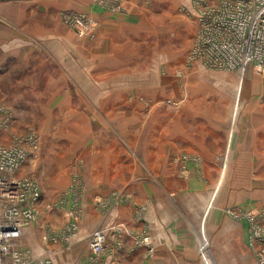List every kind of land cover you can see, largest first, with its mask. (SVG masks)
<instances>
[{"label":"rangeland","instance_id":"374dc122","mask_svg":"<svg viewBox=\"0 0 264 264\" xmlns=\"http://www.w3.org/2000/svg\"><path fill=\"white\" fill-rule=\"evenodd\" d=\"M4 1L8 0H0V10ZM9 1L12 6L20 2ZM88 2L113 18L133 15L137 33L124 40L121 48L111 34L97 39L99 20L93 11L62 8L60 22L78 37L90 39V45L75 42L72 55L43 57L33 55L34 41L28 38L25 63L12 58L3 66L0 60V69L4 68L0 73L8 71L12 85L19 65L25 68V104L15 108L12 103L0 104L5 108L0 109V145L21 148L24 159L15 176L31 179L41 191L32 226L41 232V226L50 223L47 218L54 217L51 223L56 226L73 224L72 230H78L88 188V159L98 152L90 150V145L104 146L109 153L120 144L123 151L135 154L128 140L135 128H171L188 134V124L193 128L187 121L190 117H213L220 123L226 120V132L220 133L218 142L211 134L203 140L219 150L199 153L184 147L172 155L176 171L184 177L191 173L203 179L227 177V186L218 187L234 188L239 201L225 209L251 210L253 219L264 227V71L250 63L242 80L239 68L218 67L192 56L200 33L192 0ZM11 14L9 10L6 15ZM24 15L28 16L24 27L34 31L37 16L29 11ZM90 20L95 27L80 34L77 28ZM8 90L0 89V99L11 102L4 96L12 92ZM93 201L96 208H101V201L109 208L115 201L134 206L136 200L122 185L95 194ZM137 211L133 207V214ZM235 217L245 220L249 230L251 215ZM22 245L35 256L32 242L24 240ZM10 264H40V260Z\"/></svg>","mask_w":264,"mask_h":264},{"label":"crops","instance_id":"0c3cea01","mask_svg":"<svg viewBox=\"0 0 264 264\" xmlns=\"http://www.w3.org/2000/svg\"><path fill=\"white\" fill-rule=\"evenodd\" d=\"M12 5L11 1H4L0 10L5 14L0 17V60L3 66L12 58H22L25 63L28 38L34 41L33 55L43 57L72 55L71 46L75 42L80 46L90 45V39L78 37L60 22L58 16L62 8L76 6V10L93 11L99 20L97 39L111 34L121 48L123 41L138 30L133 15L113 18L107 10L98 11L91 7L88 0H20ZM9 10L12 16L6 15ZM25 11L37 16L33 19L34 31L24 27L28 20ZM3 66L0 70L4 69ZM24 69L19 65L13 85L8 71L0 73V89H12L4 95L12 101L2 98L0 104L12 103L13 108L25 104L27 83ZM246 70L245 67L240 70L242 80ZM187 121L193 126L191 128L188 124V134L171 128H135L130 131L128 140L137 157L123 151L120 144L112 146L109 153L104 146L90 145V150L98 152L88 159V179L85 180L88 188L78 230H72L70 224L56 226L51 223L54 217H46L52 226L48 223L37 232L33 222L27 224L22 229L21 244L24 240L28 244L32 242L34 257L52 260L54 264H257L246 221L230 213L236 209H225L228 204L239 201L234 188L218 187L219 184L227 186L228 178L213 175L203 179L195 173L184 177L182 172L176 171L177 165L172 159V155L176 156V152L184 147L199 153L218 151L219 148L206 144L203 138L211 134L218 142L220 133L223 136L226 132V120L220 123L213 117H190ZM122 185L136 200L134 206L130 202L115 201L109 208L102 205L100 207L104 208H96L95 194L107 193ZM133 207L138 210L136 214H133ZM119 226H122L121 232L117 231ZM97 229L107 232L108 251L94 258L89 242L92 232ZM142 235L150 239L153 248L150 256L147 255V246L136 241Z\"/></svg>","mask_w":264,"mask_h":264},{"label":"built area","instance_id":"2783aa9c","mask_svg":"<svg viewBox=\"0 0 264 264\" xmlns=\"http://www.w3.org/2000/svg\"><path fill=\"white\" fill-rule=\"evenodd\" d=\"M192 6L200 30L191 50L192 56L202 57L218 67L242 69L243 64L253 63L255 68L264 71V0H192ZM66 20L75 22L71 17ZM94 23L90 20L89 25L77 30L80 34L85 30L88 32L95 27ZM23 159L21 148L0 145V264L21 259L25 262L37 259L40 264H51L47 259L32 257L20 244L23 227L36 218L35 205L41 196L39 187L31 179L15 176ZM100 203L105 206L103 201ZM252 212L238 209L230 213L252 217ZM117 231L121 232L122 226L117 227ZM248 238L255 249L257 264H264V227L253 217ZM107 239L104 230L92 232L89 246L94 258L108 251ZM136 241L145 244L147 255H152L153 248L147 235L136 238Z\"/></svg>","mask_w":264,"mask_h":264},{"label":"bare ground","instance_id":"6f19581e","mask_svg":"<svg viewBox=\"0 0 264 264\" xmlns=\"http://www.w3.org/2000/svg\"><path fill=\"white\" fill-rule=\"evenodd\" d=\"M246 65L245 64H243V67H245Z\"/></svg>","mask_w":264,"mask_h":264},{"label":"water","instance_id":"95a60500","mask_svg":"<svg viewBox=\"0 0 264 264\" xmlns=\"http://www.w3.org/2000/svg\"><path fill=\"white\" fill-rule=\"evenodd\" d=\"M114 232L112 231V234H113Z\"/></svg>","mask_w":264,"mask_h":264}]
</instances>
